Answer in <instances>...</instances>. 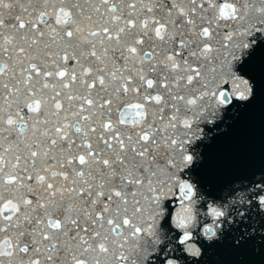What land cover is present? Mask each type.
Masks as SVG:
<instances>
[{"label": "snow or ice", "instance_id": "6c2138e0", "mask_svg": "<svg viewBox=\"0 0 264 264\" xmlns=\"http://www.w3.org/2000/svg\"><path fill=\"white\" fill-rule=\"evenodd\" d=\"M261 53L264 0H0V264L264 257V164L207 151Z\"/></svg>", "mask_w": 264, "mask_h": 264}, {"label": "water", "instance_id": "95a60500", "mask_svg": "<svg viewBox=\"0 0 264 264\" xmlns=\"http://www.w3.org/2000/svg\"><path fill=\"white\" fill-rule=\"evenodd\" d=\"M261 59H264V53L257 54L255 61L245 68L255 82L254 98L238 107L239 115L233 122L231 136L218 140L212 148L207 149L209 154H228L238 164H264V74L260 71ZM196 175L203 178L204 174L197 169ZM218 258L221 257L214 256L212 259ZM222 258L233 259L228 256ZM245 259L252 261V264H264V257L247 256Z\"/></svg>", "mask_w": 264, "mask_h": 264}]
</instances>
